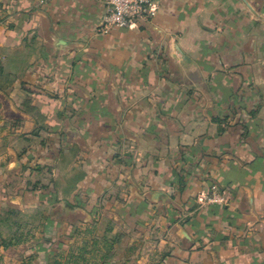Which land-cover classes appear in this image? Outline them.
Here are the masks:
<instances>
[{"label":"crops","instance_id":"crops-1","mask_svg":"<svg viewBox=\"0 0 264 264\" xmlns=\"http://www.w3.org/2000/svg\"><path fill=\"white\" fill-rule=\"evenodd\" d=\"M105 3L0 0V216L108 221V264H264V0L107 32Z\"/></svg>","mask_w":264,"mask_h":264},{"label":"rangeland","instance_id":"rangeland-1","mask_svg":"<svg viewBox=\"0 0 264 264\" xmlns=\"http://www.w3.org/2000/svg\"><path fill=\"white\" fill-rule=\"evenodd\" d=\"M54 203V202H53ZM56 205V203H54ZM53 205V207H57ZM3 212L0 216V264H108L112 254L108 221L99 229L54 227V220L80 222L89 218L83 212L61 213L51 210L49 216L36 210ZM59 213H61L59 215ZM92 219V218H91ZM67 225V224H65ZM110 232V233H109ZM113 238L119 237L112 236ZM113 241V240H112ZM134 245L132 244L131 247ZM132 252V248H131ZM129 260L126 264H131ZM137 262V261H136Z\"/></svg>","mask_w":264,"mask_h":264},{"label":"built area","instance_id":"built-area-1","mask_svg":"<svg viewBox=\"0 0 264 264\" xmlns=\"http://www.w3.org/2000/svg\"><path fill=\"white\" fill-rule=\"evenodd\" d=\"M106 11L103 16L104 31L111 28L128 29L134 25L150 22L159 12L163 0H105ZM202 202L206 204H222L226 196L216 187L204 194Z\"/></svg>","mask_w":264,"mask_h":264}]
</instances>
